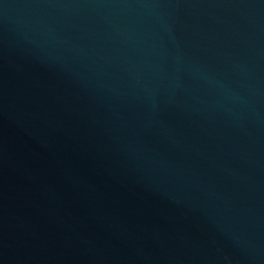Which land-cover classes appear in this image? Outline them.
I'll return each mask as SVG.
<instances>
[{"label":"water","instance_id":"obj_1","mask_svg":"<svg viewBox=\"0 0 264 264\" xmlns=\"http://www.w3.org/2000/svg\"><path fill=\"white\" fill-rule=\"evenodd\" d=\"M0 264H264V0H0Z\"/></svg>","mask_w":264,"mask_h":264}]
</instances>
